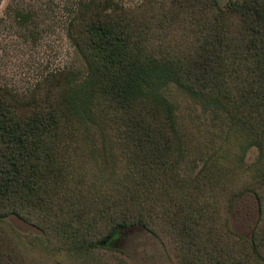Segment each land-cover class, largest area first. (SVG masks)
<instances>
[{"label": "trees", "instance_id": "16d2710c", "mask_svg": "<svg viewBox=\"0 0 264 264\" xmlns=\"http://www.w3.org/2000/svg\"><path fill=\"white\" fill-rule=\"evenodd\" d=\"M166 30L186 40L172 44ZM68 36L87 65L83 79L50 73L31 101L0 87V264H42L7 227L12 215L73 264H129L103 242L135 226L162 241L172 264H264V0H153L134 11L90 0ZM170 84L231 120L220 150L180 187ZM251 147L258 160L244 168ZM249 193L259 205L251 240L229 228Z\"/></svg>", "mask_w": 264, "mask_h": 264}, {"label": "rangeland", "instance_id": "374dc122", "mask_svg": "<svg viewBox=\"0 0 264 264\" xmlns=\"http://www.w3.org/2000/svg\"><path fill=\"white\" fill-rule=\"evenodd\" d=\"M88 1L0 0V87L9 89L19 100L31 101L39 83L50 73L67 70L76 80L83 79L87 65L68 36V25L78 13L80 4ZM115 1L134 11L147 7L153 0ZM232 1L236 0H219V4L225 8ZM166 31L172 33L170 38L175 41L172 44L186 40L181 31ZM164 92L176 105L177 123L183 139V156L175 178L180 187L195 178L208 159L220 150L229 136L231 120L223 111L205 105L174 84L168 85ZM91 136L98 147L94 150L103 156L100 132L92 129ZM258 155L257 148L248 149L244 168L254 164ZM258 218L257 199L253 194H245L236 199L229 213V228L251 240ZM6 221L21 249L32 261L73 264L71 256L53 246L38 227L15 215L7 217ZM107 245L120 250L123 253L120 256L127 258L129 264L173 263L162 241L141 226L117 231ZM101 254L113 259L107 251H101Z\"/></svg>", "mask_w": 264, "mask_h": 264}, {"label": "water", "instance_id": "95a60500", "mask_svg": "<svg viewBox=\"0 0 264 264\" xmlns=\"http://www.w3.org/2000/svg\"><path fill=\"white\" fill-rule=\"evenodd\" d=\"M112 236V235H111ZM111 237H109L108 239H106L104 242H103V245H107L109 240H110Z\"/></svg>", "mask_w": 264, "mask_h": 264}, {"label": "flooded vegetation", "instance_id": "af4514ba", "mask_svg": "<svg viewBox=\"0 0 264 264\" xmlns=\"http://www.w3.org/2000/svg\"><path fill=\"white\" fill-rule=\"evenodd\" d=\"M116 233H117V232H116ZM116 233H114V234L111 236L110 240H112V238L116 235ZM110 240H109V241H110Z\"/></svg>", "mask_w": 264, "mask_h": 264}]
</instances>
